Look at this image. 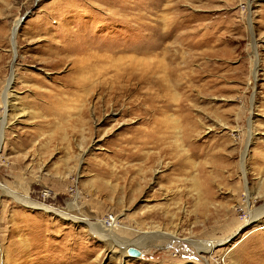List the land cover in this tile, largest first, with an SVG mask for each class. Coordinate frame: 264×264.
I'll return each instance as SVG.
<instances>
[{
	"label": "rangeland",
	"instance_id": "374dc122",
	"mask_svg": "<svg viewBox=\"0 0 264 264\" xmlns=\"http://www.w3.org/2000/svg\"><path fill=\"white\" fill-rule=\"evenodd\" d=\"M154 3L0 0V264H264V0Z\"/></svg>",
	"mask_w": 264,
	"mask_h": 264
},
{
	"label": "bare ground",
	"instance_id": "6f19581e",
	"mask_svg": "<svg viewBox=\"0 0 264 264\" xmlns=\"http://www.w3.org/2000/svg\"><path fill=\"white\" fill-rule=\"evenodd\" d=\"M155 1V3H154V8H155V10L156 9H158V7L161 5V3H162V1L163 0H154ZM165 2V1H164ZM167 6V5H166ZM258 58V57H257ZM256 58V61H254V65H255V71H254V75L255 76H257V73H258V63H259V61H258V59ZM95 63V62H94ZM90 65V64H89ZM76 66V65H75ZM75 66H73V67H75ZM86 66V65H85ZM91 66V65H90ZM83 67V66H82ZM146 67V66H145ZM147 68V67H146ZM77 69V68H76ZM79 69V68H78ZM92 69V68H91ZM145 70V69H144ZM73 71H74V69H73ZM81 71V70H80ZM85 71H87V70H85ZM83 74V73H82ZM101 74V73H100ZM81 77V76H80ZM117 77V76H116ZM83 78V77H82ZM81 78V79H82ZM147 78V77H146ZM13 79H14V76H13V74L11 75V77H10V79L8 80V82H7V84H6V88H5V93H4V102H5V111H6V114H7V112H8V108H9V106H10V101H9V94H10V92H11V88H12V84H13ZM77 79V78H76ZM81 79H79V81L81 80ZM127 79H129V78H127ZM85 80V79H84ZM75 82H77V81H75ZM81 82V81H80ZM73 83H74V81H73ZM175 84V83H174ZM75 85H77V84H75ZM104 85V84H103ZM173 85V84H172ZM163 86L164 85H158V90L159 91H164L165 90V88H163ZM170 86V85H169ZM80 87V86H79ZM91 88H92V86H91ZM167 88V87H166ZM76 89V88H75ZM93 89V88H92ZM108 89V88H107ZM112 89V88H111ZM167 92V91H166ZM157 95V94H156ZM161 95V96H160ZM163 95L164 94H162L161 92L159 93V95L157 96V97H153V99H149L151 102H154V107H156L157 109H156V111H157V114H159L160 112H161V106H158V105H160V104H162V107H164V108H166V109H169V110H171L170 109V107L172 106V105H170L171 103L170 102H166V101H164L163 100ZM176 95V94H175ZM171 96V95H170ZM166 97H167V95H166ZM165 97V98H166ZM178 97V96H177ZM167 99V98H166ZM169 99V98H168ZM175 100H176V98H174ZM179 99V98H178ZM148 100V101H149ZM160 100H162V101H160ZM149 101V102H150ZM180 104H181V102H180ZM179 104V105H180ZM183 104V103H182ZM172 108V107H171ZM186 108V107H185ZM183 109V106L182 107H180V110H182ZM153 113H155V112H153ZM6 117V116H5ZM8 118V117H7ZM7 118H5L4 119V121H3V123H2V125H1V128H0V150H1V146L3 145V140H4V132H5V129L8 127V121H7ZM147 119V118H146ZM154 119V118H153ZM156 119V121H161L162 119H157V118H155ZM152 121H154V120H152ZM150 122V121H149ZM163 122V123H162ZM253 125H254V123H253V120H252V118H250V127L252 128L253 127ZM172 126V125H171ZM156 127H157V130L154 132V133H152L151 135H150V137H149V140L150 141H153L154 142V140L156 139L157 141H158V138H160V136L161 135H163L164 133H166L168 130H169V127L164 123V121H161V122H159L157 125H156ZM251 133V132H250ZM165 136V135H164ZM251 136H252V133H251ZM131 142V141H130ZM249 143H250V140L248 141V144H247V148H248V146H249ZM246 153H247V149H246V152L244 153V156L246 157ZM245 162V161H244ZM245 170V169H244ZM2 184H0V187H2V188H4V186H1ZM9 193V192H8ZM19 197V196H18ZM18 200V199H17ZM20 200V199H19ZM20 202L24 205V206H26V207H30V208H32V209H35V210H38V209H52V208H48V207H46V206H44V205H40V204H38V203H35V202H33V201H31L30 199H24V200H20ZM55 214H57V215H59V216H61V217H64V218H70L71 220H73L74 222L75 221H77V220H79L78 218H75V217H71V216H68L67 215V213H65V212H57V211H53ZM113 219V218H112ZM255 219H257V218H255ZM102 223V224H101ZM100 223V226L102 227V229L105 231V233H109V235H110V233H111V231H112V226H107V225H109V224H107V223H105V222H101ZM111 227V228H110ZM165 235V234H164ZM163 236V235H162ZM165 238V237H164ZM146 241V240H145ZM206 243V242H205ZM205 243H200V242H197V243H193V245L195 246V248L201 253V252H204V251H206V252H209V251H211V246H212V244H213V242H210V245L207 247V245L205 244ZM222 244V243H221ZM223 244H226V242H223ZM219 245V244H218ZM214 246H216L215 244H214ZM141 258V257H140Z\"/></svg>",
	"mask_w": 264,
	"mask_h": 264
},
{
	"label": "water",
	"instance_id": "95a60500",
	"mask_svg": "<svg viewBox=\"0 0 264 264\" xmlns=\"http://www.w3.org/2000/svg\"><path fill=\"white\" fill-rule=\"evenodd\" d=\"M127 255L130 258H140L143 256V253L136 247H129L127 250Z\"/></svg>",
	"mask_w": 264,
	"mask_h": 264
},
{
	"label": "built area",
	"instance_id": "2783aa9c",
	"mask_svg": "<svg viewBox=\"0 0 264 264\" xmlns=\"http://www.w3.org/2000/svg\"><path fill=\"white\" fill-rule=\"evenodd\" d=\"M113 217H109L108 219H106L107 222L113 221L112 219Z\"/></svg>",
	"mask_w": 264,
	"mask_h": 264
}]
</instances>
